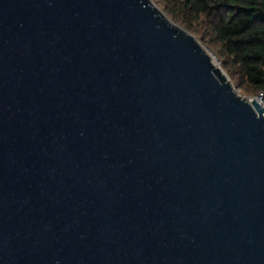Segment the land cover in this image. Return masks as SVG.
I'll list each match as a JSON object with an SVG mask.
<instances>
[{"label": "water", "instance_id": "obj_1", "mask_svg": "<svg viewBox=\"0 0 264 264\" xmlns=\"http://www.w3.org/2000/svg\"><path fill=\"white\" fill-rule=\"evenodd\" d=\"M212 55L153 0H0V264H264L262 97Z\"/></svg>", "mask_w": 264, "mask_h": 264}, {"label": "trees", "instance_id": "obj_2", "mask_svg": "<svg viewBox=\"0 0 264 264\" xmlns=\"http://www.w3.org/2000/svg\"><path fill=\"white\" fill-rule=\"evenodd\" d=\"M163 10L196 33L243 92L264 94V0H161Z\"/></svg>", "mask_w": 264, "mask_h": 264}, {"label": "rangeland", "instance_id": "obj_3", "mask_svg": "<svg viewBox=\"0 0 264 264\" xmlns=\"http://www.w3.org/2000/svg\"><path fill=\"white\" fill-rule=\"evenodd\" d=\"M162 10H163V3H162V1L161 0H153ZM164 11V10H163ZM165 12V11H164ZM166 13V12H165ZM167 14V13H166ZM168 15V14H167ZM169 16V15H168ZM170 17V16H169ZM171 18V17H170ZM172 19V18H171ZM173 20V19H172ZM174 21V20H173ZM175 22V21H174ZM177 23V22H176ZM177 24H179V23H177ZM179 25H181V24H179ZM181 26H183V25H181ZM184 27V26H183ZM184 28H186V27H184ZM187 29V28H186ZM187 30H189V29H187ZM192 34H194L196 37H197V39H199V41L202 43V44H204L206 47H207V49L209 50V52L211 53V54H213V58H214V61L216 62V65L217 66H220V67H222L224 70H225V68H224V66L222 65V62H221V59L212 51V49L206 44V43H204V41L201 39V37H199L196 33H194V32H192L191 30H189ZM225 72L227 73V75L229 76V78H230V80H231V82L233 83V85L235 86V88H236V90L238 91V93L239 94H241L243 97H245V98H247V99H252V98H254V97H258V96H261L262 98V102H264V96H262L263 94H259V95H257V96H252V95H249V94H247V93H245V92H243V90L241 89V88H239L237 85H235V83H234V81H233V79H232V77L228 74V72L225 70Z\"/></svg>", "mask_w": 264, "mask_h": 264}, {"label": "bare ground", "instance_id": "obj_4", "mask_svg": "<svg viewBox=\"0 0 264 264\" xmlns=\"http://www.w3.org/2000/svg\"><path fill=\"white\" fill-rule=\"evenodd\" d=\"M212 55V54H211ZM212 57H213V55H212ZM213 60H214V58H213ZM251 100V99H250ZM258 101H260L261 102V105L264 107V102H262V99H258Z\"/></svg>", "mask_w": 264, "mask_h": 264}, {"label": "built area", "instance_id": "obj_5", "mask_svg": "<svg viewBox=\"0 0 264 264\" xmlns=\"http://www.w3.org/2000/svg\"><path fill=\"white\" fill-rule=\"evenodd\" d=\"M263 96H264V94H263Z\"/></svg>", "mask_w": 264, "mask_h": 264}]
</instances>
